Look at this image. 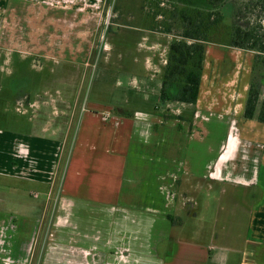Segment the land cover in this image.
Segmentation results:
<instances>
[{
    "label": "rangeland",
    "instance_id": "374dc122",
    "mask_svg": "<svg viewBox=\"0 0 264 264\" xmlns=\"http://www.w3.org/2000/svg\"><path fill=\"white\" fill-rule=\"evenodd\" d=\"M150 3L0 0V140H5L0 141V235L15 229L17 236L10 241V249L7 246L12 264L43 261L41 247L35 250L33 244L35 220L45 203L40 187L46 186L25 176L21 146L12 152L11 142L52 138L51 132L42 133L40 124L62 126L74 121L75 126L86 112L97 114L98 123L105 113L114 115L116 108L132 113L126 119L134 122L137 140L129 156L125 183L135 184L137 194L152 195L163 204H171L169 194H175V190L168 188L178 186L172 180L179 176L183 186L188 185L183 187V204L188 207L184 215L190 214L189 218L183 217L185 227L180 240L184 249L197 247L205 251L210 247L215 249L213 254L221 253L223 258L236 261L249 230L257 226L254 218L262 208H255L264 200L261 184L256 181L264 178V126L258 122L248 124L240 117L237 104L244 98H239L232 110H228L231 103L226 101L225 108L217 109L209 124L203 129L195 127L190 133L195 120L190 125V112L186 110L190 108L161 100L169 48L178 37L176 32L165 34L160 27L151 28L147 14L155 7L151 8ZM165 4V8L173 9L171 2ZM253 57L251 52L230 47L224 37L209 42L204 92L210 87H227L225 90L242 94L251 77ZM25 78L30 82H24ZM181 116L184 120L175 119ZM112 119L106 125L114 122ZM180 123L188 126L183 137L177 138L171 126ZM229 124L233 151L226 155L224 151L219 157ZM250 186L257 191H250ZM152 187L156 193L151 192ZM158 187H164V193ZM235 218L238 255L227 251L231 243L236 245V241L229 242L228 236L233 226L229 222ZM212 231L219 237L213 238ZM2 249L5 251L0 244ZM53 251L49 248L47 264H54ZM61 257L68 259V252ZM61 257L55 264H62ZM186 258L180 256L179 264H187Z\"/></svg>",
    "mask_w": 264,
    "mask_h": 264
},
{
    "label": "crops",
    "instance_id": "0c3cea01",
    "mask_svg": "<svg viewBox=\"0 0 264 264\" xmlns=\"http://www.w3.org/2000/svg\"><path fill=\"white\" fill-rule=\"evenodd\" d=\"M204 77L205 69L195 113L188 120L191 125L195 118L192 128L189 126L190 133L195 127L203 129L205 124H209L216 110L225 108L224 104L228 100L231 103L228 105L230 111L234 102L244 98L237 104L240 105V117H243L250 78L243 93L238 94L234 89L225 90L227 87L213 90L210 87L204 92ZM204 93L208 94L204 96ZM86 113L82 121L77 123L78 127L74 126V121L73 124L69 121L62 126L49 125L47 122L40 124L43 134L51 132L52 138L57 135V139L43 136L24 138L20 143L11 142L12 152L16 153L21 146L25 176L46 186L40 187L45 203L39 218L35 220V241L41 236V243L35 246L34 241L33 244L35 250L41 247L44 258L40 264H47L49 248L54 250V264L57 257L65 255L66 251L68 259L61 257L62 264L67 260L68 264H142L149 261H152L151 264H179V257L183 255L187 257V264H264V200L255 208H262V211L254 218L257 226L254 230L250 229L245 237L237 263L232 261L234 259L223 258L221 253L213 254L215 249L210 247L205 251L197 247L184 249L180 240L185 227L183 217L189 218L190 214L184 215L188 207L183 204L186 190L183 187L188 185L183 186L179 176L172 180L178 182V186L168 188L175 190V194H169L172 197L171 204H163L153 199L152 195L137 194L135 184L125 183L129 156L137 140L133 132L134 122L107 112L104 115L108 117L101 119L102 126V122L96 120L97 114ZM111 116L114 122L106 125ZM253 122L256 121H249L248 124ZM185 126L188 125L180 123L171 126L177 138L183 137ZM226 129L219 157L224 151V155L233 151L231 124ZM256 181L257 185L261 184L264 193L263 176ZM152 188L151 192L156 193V188ZM253 188L250 186L249 190L257 191ZM158 190L164 193V187H158ZM229 224L233 225L229 228V242L236 241V245L231 243L227 251L238 255V221L235 218ZM16 236L15 229L11 232L8 229L0 235V244L5 247V251L0 250V264H12L7 246L10 249L9 243ZM212 237H219V234L212 231Z\"/></svg>",
    "mask_w": 264,
    "mask_h": 264
},
{
    "label": "trees",
    "instance_id": "16d2710c",
    "mask_svg": "<svg viewBox=\"0 0 264 264\" xmlns=\"http://www.w3.org/2000/svg\"><path fill=\"white\" fill-rule=\"evenodd\" d=\"M166 2H171L173 9L165 8ZM180 2L151 0L149 5L155 9L147 14L153 30L160 27L162 33L176 32L178 37L169 48L161 100L190 108V120L200 94L207 44L224 37L233 49L254 55L243 119L264 125V0ZM114 113L124 118L132 116L123 108L114 109ZM175 119L184 120L182 116Z\"/></svg>",
    "mask_w": 264,
    "mask_h": 264
},
{
    "label": "flooded vegetation",
    "instance_id": "af4514ba",
    "mask_svg": "<svg viewBox=\"0 0 264 264\" xmlns=\"http://www.w3.org/2000/svg\"><path fill=\"white\" fill-rule=\"evenodd\" d=\"M26 80H24V82H25ZM25 85V84H24ZM26 87H27V83H26V85H25Z\"/></svg>",
    "mask_w": 264,
    "mask_h": 264
},
{
    "label": "built area",
    "instance_id": "2783aa9c",
    "mask_svg": "<svg viewBox=\"0 0 264 264\" xmlns=\"http://www.w3.org/2000/svg\"><path fill=\"white\" fill-rule=\"evenodd\" d=\"M108 116L106 115V118H107Z\"/></svg>",
    "mask_w": 264,
    "mask_h": 264
}]
</instances>
